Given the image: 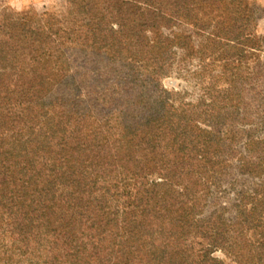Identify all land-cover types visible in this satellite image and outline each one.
I'll return each mask as SVG.
<instances>
[{"label": "trees", "instance_id": "obj_1", "mask_svg": "<svg viewBox=\"0 0 264 264\" xmlns=\"http://www.w3.org/2000/svg\"><path fill=\"white\" fill-rule=\"evenodd\" d=\"M257 21L249 0H0V264H264ZM186 59L194 99L163 83Z\"/></svg>", "mask_w": 264, "mask_h": 264}, {"label": "rangeland", "instance_id": "obj_2", "mask_svg": "<svg viewBox=\"0 0 264 264\" xmlns=\"http://www.w3.org/2000/svg\"><path fill=\"white\" fill-rule=\"evenodd\" d=\"M71 0H5V4L11 8L14 12L18 13H43V12H58L64 14L67 12L70 6ZM251 1L257 9L258 21H257V32L264 34V0H249ZM185 29H191V27L183 24L181 26ZM181 56V55H180ZM180 56L177 58V62L181 60ZM86 60V58L82 59ZM185 64L179 63L176 65V69L173 73L163 80L164 85L169 89H177L181 91H186V97L188 99H194L197 95L198 88L196 81L193 79L194 70L196 69V61L186 59ZM231 176L224 182V187L227 192L220 194V198L215 194L211 199V204L209 205L208 212L213 210L215 205L221 203L224 204L228 209L234 202V193L232 189L229 188V180L233 179ZM248 178V177H246ZM223 256L222 253H218Z\"/></svg>", "mask_w": 264, "mask_h": 264}]
</instances>
